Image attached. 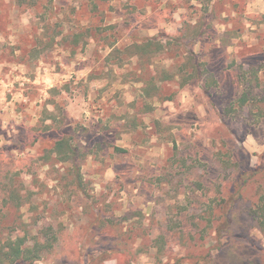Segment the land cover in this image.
<instances>
[{
  "label": "rangeland",
  "instance_id": "374dc122",
  "mask_svg": "<svg viewBox=\"0 0 264 264\" xmlns=\"http://www.w3.org/2000/svg\"><path fill=\"white\" fill-rule=\"evenodd\" d=\"M26 2L0 0V240L51 244L33 264H264V0Z\"/></svg>",
  "mask_w": 264,
  "mask_h": 264
},
{
  "label": "trees",
  "instance_id": "16d2710c",
  "mask_svg": "<svg viewBox=\"0 0 264 264\" xmlns=\"http://www.w3.org/2000/svg\"><path fill=\"white\" fill-rule=\"evenodd\" d=\"M19 5L28 4L23 3L24 0H17ZM32 1V0H31ZM100 2H108L112 0H91V3L97 7ZM31 6L34 5V3L31 4ZM27 8V6H25ZM164 48L163 44L161 42L156 41L154 38L148 39L145 42H143L141 45H135L131 46L125 49L127 53L130 55L138 56L140 59H143L144 56L147 57V59H151V54H154L155 52L162 51ZM190 63L187 61V65H190L192 71L190 72V75L186 78H182L179 85L184 86L192 79H201L202 72L198 69V62L196 59V56L192 53H190ZM151 55V56H150ZM205 73L208 74L209 79L215 80L214 77H216L213 73L208 72L205 70ZM246 74V72H243V74ZM178 80V76L168 72V71H162L160 76L154 77H146L142 80L143 83V92L144 95L147 97H154L157 95L158 92V86L157 81L160 82H172ZM246 93L242 94L238 100L237 103L240 107L246 106L245 104L248 102L246 98ZM209 96V94H208ZM257 96V95H256ZM254 98V96H253ZM167 100H171L172 96H169L166 98ZM256 104L259 108V112H257V116H264V95L262 94L259 96V99L257 100ZM256 106V107H257ZM75 147H73L72 139L70 137H62L58 140H56L53 144V146L50 149L51 154H55L56 157H59L63 161L71 160L73 159L75 155ZM249 178L243 175H240L238 178V184L239 187L242 188V186L248 182ZM242 191V190H241ZM241 191L239 193L238 198H242ZM237 201V200H236ZM236 201H232L229 204L228 209L226 210L227 204L226 202L221 203L219 207V215L224 214L225 217L222 220V224L219 226V230L221 231L223 229L230 230L231 226H233V220L231 219L230 210L236 205ZM225 204V205H224ZM226 210V211H225ZM249 215L252 219V223L256 228L264 235V191L261 192L259 196L256 197L254 200L252 206L249 209ZM222 229V230H221ZM51 247V244L45 245L44 241L42 239L36 240L32 246H29L27 243V240L25 236H16L15 238L7 237L3 240H0V264H33L36 261L40 260L42 254L44 251ZM203 258L200 259L202 261Z\"/></svg>",
  "mask_w": 264,
  "mask_h": 264
}]
</instances>
